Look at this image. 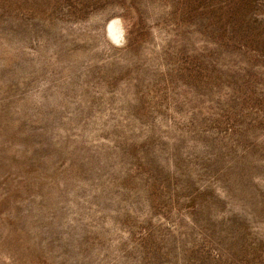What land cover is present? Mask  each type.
I'll list each match as a JSON object with an SVG mask.
<instances>
[{"label": "rangeland", "instance_id": "1", "mask_svg": "<svg viewBox=\"0 0 264 264\" xmlns=\"http://www.w3.org/2000/svg\"><path fill=\"white\" fill-rule=\"evenodd\" d=\"M0 264H264V0H0Z\"/></svg>", "mask_w": 264, "mask_h": 264}, {"label": "bare ground", "instance_id": "2", "mask_svg": "<svg viewBox=\"0 0 264 264\" xmlns=\"http://www.w3.org/2000/svg\"><path fill=\"white\" fill-rule=\"evenodd\" d=\"M108 31L114 39H120V27L116 21H111L108 25Z\"/></svg>", "mask_w": 264, "mask_h": 264}]
</instances>
